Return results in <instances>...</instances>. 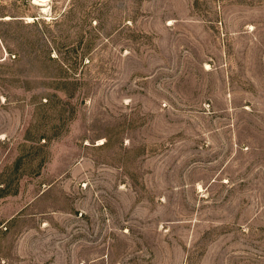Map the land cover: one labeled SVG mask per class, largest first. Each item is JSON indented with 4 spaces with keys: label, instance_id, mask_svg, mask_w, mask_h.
<instances>
[{
    "label": "rangeland",
    "instance_id": "obj_1",
    "mask_svg": "<svg viewBox=\"0 0 264 264\" xmlns=\"http://www.w3.org/2000/svg\"><path fill=\"white\" fill-rule=\"evenodd\" d=\"M0 264H264V0H0Z\"/></svg>",
    "mask_w": 264,
    "mask_h": 264
},
{
    "label": "bare ground",
    "instance_id": "obj_2",
    "mask_svg": "<svg viewBox=\"0 0 264 264\" xmlns=\"http://www.w3.org/2000/svg\"><path fill=\"white\" fill-rule=\"evenodd\" d=\"M34 1L37 2V1H44V0H34ZM46 1H47V0H46ZM41 3L43 4L44 2H41ZM41 3H40V4H41Z\"/></svg>",
    "mask_w": 264,
    "mask_h": 264
}]
</instances>
